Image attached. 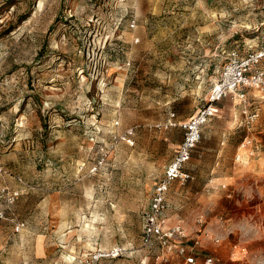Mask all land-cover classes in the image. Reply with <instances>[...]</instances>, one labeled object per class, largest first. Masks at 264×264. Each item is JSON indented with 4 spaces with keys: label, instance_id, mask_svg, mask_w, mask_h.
<instances>
[{
    "label": "rangeland",
    "instance_id": "374dc122",
    "mask_svg": "<svg viewBox=\"0 0 264 264\" xmlns=\"http://www.w3.org/2000/svg\"><path fill=\"white\" fill-rule=\"evenodd\" d=\"M263 39L264 0H0V264H159L141 211L184 137L170 119L197 114L232 50ZM238 104L220 102L193 179L169 192L204 253L239 241L226 228L264 186V109L247 124Z\"/></svg>",
    "mask_w": 264,
    "mask_h": 264
},
{
    "label": "built area",
    "instance_id": "2783aa9c",
    "mask_svg": "<svg viewBox=\"0 0 264 264\" xmlns=\"http://www.w3.org/2000/svg\"><path fill=\"white\" fill-rule=\"evenodd\" d=\"M252 89L260 90L264 98V39L256 48L250 46L246 53L237 49L232 50L222 68L219 80L214 84L206 103L197 114L183 122L172 121L175 114L172 115L168 126L182 127L185 131L183 141L176 155L166 165L163 175L155 183L148 206L141 211L142 247L150 256H155L159 264H167L168 256L173 254L183 257L186 264H220L209 257L201 263L197 260L193 248L199 247L201 242L198 238L191 239L180 222L171 223L167 195L174 182L180 181L185 184L193 179V174L186 170V164L202 139L204 126L218 114L220 101L233 96L239 100L241 114L247 124H253L259 119V110L250 108L248 92ZM133 135L131 129L125 133L124 138L132 142ZM249 143V140H245L243 145ZM5 190H0V218L6 213L2 207ZM20 229L21 223H18L17 230ZM216 240L220 241L219 238ZM156 250L160 251L157 255ZM122 251V248H117L112 254L117 256L122 254ZM103 253L100 252L97 259L105 256Z\"/></svg>",
    "mask_w": 264,
    "mask_h": 264
},
{
    "label": "crops",
    "instance_id": "0c3cea01",
    "mask_svg": "<svg viewBox=\"0 0 264 264\" xmlns=\"http://www.w3.org/2000/svg\"><path fill=\"white\" fill-rule=\"evenodd\" d=\"M242 53H246V52H242ZM254 91H256L257 93H254ZM248 96L250 98V100H249L250 108H252V109L257 108L260 112V115H261L262 110L264 109V98L262 96L261 91L257 90V89L250 90L248 92ZM225 99L226 98H224L223 100H225ZM222 101H220V102H222ZM220 102H219V109L221 110ZM238 105H239V108L241 109V104L239 103ZM218 115L219 114H217L216 117ZM184 121H186V120H184ZM262 126H264V124H262ZM247 128H248V130L250 129V127H247ZM245 140L250 141L249 145L252 143L251 139H249L248 137H246ZM182 141H183V139H182ZM182 141L178 145V150H179V147H180ZM254 162L258 163L259 160L254 159L253 163ZM173 184H172V186H173ZM171 187H170V189H171ZM170 189H169L168 195H167L168 215L171 217V223L174 224L178 221L173 219L172 213L175 210H177L178 207L175 206L169 198ZM256 191H257L258 195H260V200L254 206H252L255 209L253 211V214L250 213L249 215H242L243 217L241 216L239 218L237 226H236V224L235 225L232 224V227L230 229L226 228V234H227L228 233L227 231L235 230L234 227H237V229H239L237 231L239 232V235L241 236V237H239L240 238L239 241L234 242V243L229 241V242L225 243L224 245L214 247L211 253H204L203 248H202V244L199 247H195V248H193L192 245H189L190 248L194 249V253L196 255V258L200 263L202 261H204V259L206 257H209V258H212L214 261H216L220 264H264V186L263 187L258 186ZM141 225H142V219H141ZM141 233H142V228H141ZM212 239H215L216 243H220L219 241L216 240V238H212ZM234 240H236V239H234ZM141 245H142V238H141ZM238 246L243 250V252L235 253V249ZM143 250H144V248H143ZM145 252H147V251L145 250ZM158 253H160V251L158 252L156 250L155 254L157 255ZM174 255H176V254H174ZM176 256H178V255H176ZM147 258H149V255ZM178 258H181L182 264H186L183 257L178 256ZM168 259H169V256H168Z\"/></svg>",
    "mask_w": 264,
    "mask_h": 264
},
{
    "label": "bare ground",
    "instance_id": "6f19581e",
    "mask_svg": "<svg viewBox=\"0 0 264 264\" xmlns=\"http://www.w3.org/2000/svg\"><path fill=\"white\" fill-rule=\"evenodd\" d=\"M233 100V99H232Z\"/></svg>",
    "mask_w": 264,
    "mask_h": 264
}]
</instances>
